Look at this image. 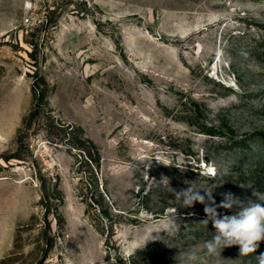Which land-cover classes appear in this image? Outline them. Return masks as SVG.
Returning <instances> with one entry per match:
<instances>
[{"label":"rangeland","instance_id":"obj_1","mask_svg":"<svg viewBox=\"0 0 264 264\" xmlns=\"http://www.w3.org/2000/svg\"><path fill=\"white\" fill-rule=\"evenodd\" d=\"M189 184L264 204V0H0V264H258Z\"/></svg>","mask_w":264,"mask_h":264},{"label":"clouds","instance_id":"obj_2","mask_svg":"<svg viewBox=\"0 0 264 264\" xmlns=\"http://www.w3.org/2000/svg\"><path fill=\"white\" fill-rule=\"evenodd\" d=\"M176 199L183 208H190L196 202L204 205L206 218L202 223L209 221L215 228V234L204 242L206 253L211 256L221 255L227 247L240 246L241 255L254 253L258 242L264 240V204L249 202L244 205L232 193H224L222 201L217 204L211 188L198 189L195 184L175 190ZM237 208L233 214L219 212L218 209L231 210ZM258 264H264V254L257 257ZM197 251L186 252L181 257V264H198Z\"/></svg>","mask_w":264,"mask_h":264},{"label":"trees","instance_id":"obj_3","mask_svg":"<svg viewBox=\"0 0 264 264\" xmlns=\"http://www.w3.org/2000/svg\"><path fill=\"white\" fill-rule=\"evenodd\" d=\"M43 92H44V90L42 89V90L40 91V97H41V99H42V96H43ZM34 114H35V113L33 112V113L31 114V116H34ZM261 245H262V244H259V243H258V247H261Z\"/></svg>","mask_w":264,"mask_h":264},{"label":"bare ground","instance_id":"obj_4","mask_svg":"<svg viewBox=\"0 0 264 264\" xmlns=\"http://www.w3.org/2000/svg\"><path fill=\"white\" fill-rule=\"evenodd\" d=\"M114 76V75H113ZM112 78H114V77H112ZM115 82H117V81H115L114 79H112L111 81H109L108 83H107V85H115ZM113 93V92H112ZM110 98V97H109Z\"/></svg>","mask_w":264,"mask_h":264},{"label":"built area","instance_id":"obj_5","mask_svg":"<svg viewBox=\"0 0 264 264\" xmlns=\"http://www.w3.org/2000/svg\"><path fill=\"white\" fill-rule=\"evenodd\" d=\"M25 22H26V23L30 22V16H27V17L25 18Z\"/></svg>","mask_w":264,"mask_h":264}]
</instances>
